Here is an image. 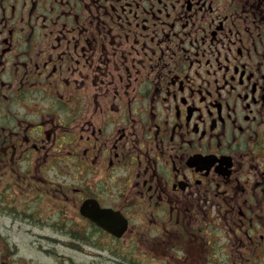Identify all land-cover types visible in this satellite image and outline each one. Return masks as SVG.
I'll return each instance as SVG.
<instances>
[{
	"label": "flooded vegetation",
	"instance_id": "1",
	"mask_svg": "<svg viewBox=\"0 0 264 264\" xmlns=\"http://www.w3.org/2000/svg\"><path fill=\"white\" fill-rule=\"evenodd\" d=\"M27 246L264 264V0H0V264Z\"/></svg>",
	"mask_w": 264,
	"mask_h": 264
},
{
	"label": "rangeland",
	"instance_id": "2",
	"mask_svg": "<svg viewBox=\"0 0 264 264\" xmlns=\"http://www.w3.org/2000/svg\"><path fill=\"white\" fill-rule=\"evenodd\" d=\"M39 249H35V247H31V246H27V247H20V251L21 254L24 256H30L32 258H34L35 261H40V264H50L51 262L44 258L42 255H40L39 253L37 254L36 251H38ZM54 252H56L57 254L65 253V250L63 248H57L56 250H54ZM54 264V263H53Z\"/></svg>",
	"mask_w": 264,
	"mask_h": 264
},
{
	"label": "water",
	"instance_id": "3",
	"mask_svg": "<svg viewBox=\"0 0 264 264\" xmlns=\"http://www.w3.org/2000/svg\"><path fill=\"white\" fill-rule=\"evenodd\" d=\"M98 226L101 227L105 231L106 230L109 231L110 233H112L113 235H115L117 237L123 232V230H117V229L113 230V229H109V228H107V225L100 224V223H98Z\"/></svg>",
	"mask_w": 264,
	"mask_h": 264
}]
</instances>
